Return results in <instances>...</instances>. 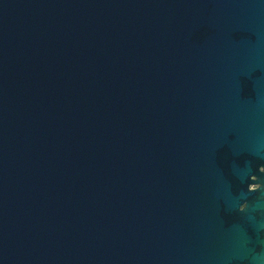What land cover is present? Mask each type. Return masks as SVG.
Instances as JSON below:
<instances>
[{
	"label": "water",
	"instance_id": "water-1",
	"mask_svg": "<svg viewBox=\"0 0 264 264\" xmlns=\"http://www.w3.org/2000/svg\"><path fill=\"white\" fill-rule=\"evenodd\" d=\"M0 264H264V0H0Z\"/></svg>",
	"mask_w": 264,
	"mask_h": 264
}]
</instances>
